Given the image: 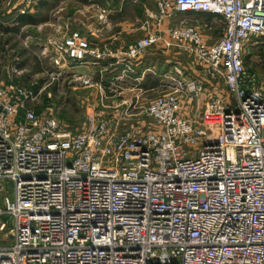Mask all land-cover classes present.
I'll return each mask as SVG.
<instances>
[{
    "label": "built area",
    "instance_id": "built-area-1",
    "mask_svg": "<svg viewBox=\"0 0 264 264\" xmlns=\"http://www.w3.org/2000/svg\"><path fill=\"white\" fill-rule=\"evenodd\" d=\"M154 3L145 34L118 48L62 16L49 23L45 86L69 76L112 109L88 112L81 128L37 112L35 89L0 85V181L15 185L12 200L0 184V264H264V83L244 60L250 39L264 38V0ZM200 13L222 20L217 35L187 18ZM95 16L109 23L107 8ZM152 47H176L186 64L161 76L146 105L137 94L105 104L103 73L120 65L116 80H138Z\"/></svg>",
    "mask_w": 264,
    "mask_h": 264
},
{
    "label": "rangeland",
    "instance_id": "rangeland-1",
    "mask_svg": "<svg viewBox=\"0 0 264 264\" xmlns=\"http://www.w3.org/2000/svg\"><path fill=\"white\" fill-rule=\"evenodd\" d=\"M30 1L29 6L23 7L25 13H21L19 8H22V4L17 8H12L18 0H13L10 5L6 4V0H0V85L8 86L14 81L35 89L38 96L33 100V105L39 113L46 114L50 111L65 122L69 129L81 128L87 120L88 112L94 109L110 112L112 109L98 106L96 99L98 88L85 87L82 83L72 81L69 76L59 77L48 87L45 86L52 81L51 73L55 72L48 58L42 53V47L51 32L49 23L60 16L66 20L69 19L74 26H77L75 23H79L80 20H85L87 24L93 25L91 28L96 33V35L89 34L93 43L101 45L106 42H101L102 39L114 36L127 42L146 32L142 28L147 18L145 10L149 8L156 11L154 0ZM98 7H105L109 10L110 24L97 21L95 15ZM187 16L191 19L197 17L200 22L211 21L212 32L215 35L222 26L220 18L211 19V16L205 13ZM87 17L89 19H86ZM108 25L110 27L112 25V30H108L106 27ZM105 31H111V33H105ZM244 60L249 70L258 71L264 83V38L253 37L250 39L244 51ZM164 68L166 67L164 66ZM95 69L96 67H93V70ZM164 71L166 72V70ZM76 72L93 74L92 70L84 66L78 67ZM112 77V74L104 77L106 79L105 90L109 96L113 94L110 88L114 82L124 89L126 88L123 94L112 97V100L119 102L122 98L129 99L130 96H133L131 93H136L140 95L139 102L142 105H146L154 97L155 89L153 88L157 87L160 82V78H152V74L147 75V77H151L149 81L140 78L138 80L126 78L120 81ZM94 79H97L96 74ZM94 103L97 107L93 106ZM105 104H111V100ZM0 184L4 187V194L6 193L13 200L14 182L7 179L0 181ZM2 201L3 194L0 193V203ZM12 227L13 223L10 224V228ZM1 243L9 245L12 243V239Z\"/></svg>",
    "mask_w": 264,
    "mask_h": 264
},
{
    "label": "crops",
    "instance_id": "crops-1",
    "mask_svg": "<svg viewBox=\"0 0 264 264\" xmlns=\"http://www.w3.org/2000/svg\"><path fill=\"white\" fill-rule=\"evenodd\" d=\"M24 1L25 0H18V2L15 5H13L12 8H17V6L20 5V4H22V6H23ZM26 3H28V1H26ZM207 15L211 16L210 17L211 19L213 18L212 15H210V14H207ZM86 19H89V17H87ZM83 21H85V20H83ZM75 25H77V26H74V24H73V28H79L85 34H88V35L92 34L93 35V33H94V35H96V33L94 32L93 28H92L93 32L91 31V33H90V31L87 30L86 27L81 24V22L75 23ZM92 26L93 25H90V27H92ZM106 27L108 28V30H112V25H111V27L109 25L106 26ZM50 29H51V32H50V34H48V36H50V35H52L54 33V29H53V27L51 25H50ZM107 32L109 34L111 33V31H105V33H107ZM101 35H103L102 32H101ZM140 37L141 36H138V37L134 38L133 40H130V41H127V42L122 40V39H119V37H117V36L104 38V39L101 40V42H103V41H106V42L101 43V45L107 44L108 46L110 45L112 48H118V47H121V46H124V45H128L129 43L133 42L135 39L140 38ZM107 40H109V41H107ZM180 52L181 51L178 50L176 47H174L171 50H163L162 48H158V47L150 48L146 52V54L143 56V58L141 59L140 63L138 65H136L135 73L133 74V77L140 78L141 80H143V79L145 80L146 79L147 81H149L150 80L149 78H151V77H147V75H151L152 74L153 75L152 78H154V77L161 78L162 75H166V73H169L170 71H172L173 67L175 65H177V64H186V60L184 59V55L182 53H180ZM164 66L166 68H164ZM77 68H75V71H76ZM90 70H92V72H93V74H91V75L95 76V74H96V78H97L96 81H99L100 78L102 77L101 74L98 72V70H100V69H98V67H97L95 70H93V67H91ZM164 70H166V72ZM121 72H122V66L115 65L113 68L109 69L108 71H105L103 73V76L105 77L106 75L112 74L113 75L112 78H117L116 76L120 75ZM201 73L202 72H200V71L194 70V72L191 75H193V76H195V75L196 76H202ZM135 75H137V76H135ZM114 85L121 86L119 84H116V82H115ZM131 89L134 90V89H137V88H131ZM102 90H100V91H102ZM124 90H126V88ZM124 90H123V92H124ZM99 93L100 92L97 91V94H99ZM131 94L134 95L136 93H131ZM98 97H99V95L96 98L98 100L97 104H99ZM132 97L133 96H130L129 99H124V100L130 101L132 99ZM109 100H111V103H116L117 102V100H112V96H109V98L105 99V102H108ZM93 106L97 107V105H95V103L93 104Z\"/></svg>",
    "mask_w": 264,
    "mask_h": 264
},
{
    "label": "trees",
    "instance_id": "trees-1",
    "mask_svg": "<svg viewBox=\"0 0 264 264\" xmlns=\"http://www.w3.org/2000/svg\"><path fill=\"white\" fill-rule=\"evenodd\" d=\"M263 39V38H262ZM37 112H39L38 110H37Z\"/></svg>",
    "mask_w": 264,
    "mask_h": 264
}]
</instances>
